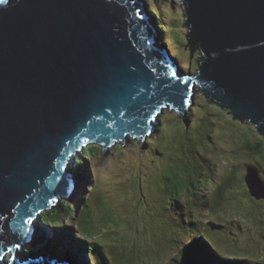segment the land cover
<instances>
[{
    "label": "water",
    "instance_id": "1",
    "mask_svg": "<svg viewBox=\"0 0 264 264\" xmlns=\"http://www.w3.org/2000/svg\"><path fill=\"white\" fill-rule=\"evenodd\" d=\"M181 1L197 72L155 41L143 0L0 3V264H68L50 243L26 262L9 249L22 250L25 221L67 192L79 146L146 134L164 102L184 119L190 85L264 136V0ZM248 171L264 199L258 169Z\"/></svg>",
    "mask_w": 264,
    "mask_h": 264
},
{
    "label": "rangeland",
    "instance_id": "2",
    "mask_svg": "<svg viewBox=\"0 0 264 264\" xmlns=\"http://www.w3.org/2000/svg\"><path fill=\"white\" fill-rule=\"evenodd\" d=\"M145 2L157 11V24L173 26L172 31L160 29V45L170 48L183 70L194 72L201 54L194 50L191 57L189 29L183 26L187 17L184 3ZM173 34L181 42L163 41L167 36L174 38ZM200 90L197 87L185 122L183 117L175 118L178 114L174 111L166 110L160 115L158 130L147 141L128 139L125 145L95 149L94 154L90 142L83 145L89 147V178L78 179L82 186L71 202L73 209L83 198L88 197L90 204L81 205V216L75 214L69 219L79 221L81 230L76 225L56 229L38 222L39 236L34 235L29 244L41 247L50 241L59 249L60 257L73 264H170L182 258L181 251L190 244L184 240H194L197 233L207 237L212 232L211 242L221 257L260 259L264 255V200L250 194L246 177L248 164H256L264 181V159L250 158L240 147L244 139L240 132L247 130L245 136L251 138L255 126L233 119L227 109L206 96L201 98ZM234 170L239 180L228 189L225 204H221L215 199L216 191ZM168 177L173 183L182 178L185 184L172 206ZM42 237L47 242L43 243ZM55 237L62 243L58 244ZM246 264L253 263L247 260Z\"/></svg>",
    "mask_w": 264,
    "mask_h": 264
},
{
    "label": "trees",
    "instance_id": "3",
    "mask_svg": "<svg viewBox=\"0 0 264 264\" xmlns=\"http://www.w3.org/2000/svg\"><path fill=\"white\" fill-rule=\"evenodd\" d=\"M150 11L153 15L157 16V11L155 10V8H150ZM158 15H161V14H158ZM158 26H159V29H163V27H164L165 30H167V31H172L171 29H173V26H170L169 23H165V24L159 23ZM174 39L176 41L181 42V40L178 39V37L175 35H174V38L167 36L163 41L165 43H167V42H172V40H174ZM198 68H199V65L195 68L194 72H197ZM203 96H206V95L202 92L201 98H203ZM226 113L229 114V111ZM174 116H175V118L179 117L177 115H174ZM230 117H232V116L230 115ZM232 118L234 119V117H232ZM186 119H182V120L185 122ZM190 120L191 119L189 118L188 121H190ZM240 122L244 123L242 121H240ZM237 128L239 131L242 130V128H240V127H237ZM249 128H251V127L249 126ZM251 130H253V128H251ZM247 132H248L247 130H242L240 132L244 138L243 143L241 144V142H240L241 149L242 150L244 149L246 151V153L248 154V157L251 158L254 156L253 158L258 157V158L263 160L264 159V139H262V137H264V136H262L257 131L256 127H254V130H253L254 134H252L253 136L251 135L252 136L251 138H249L250 136L249 137L245 136L247 134ZM178 135L179 134L176 132L175 138H178ZM95 149L100 150L101 147H99L97 145L90 146V150L92 151V154H94L93 152H95ZM87 150H88V148H86L85 151L82 153V158L77 157L76 158L77 160L75 161V164H76L75 178L80 179V182H81L82 178L84 180H85V178H87V179L89 178L90 172L88 170L87 158L90 155L87 153ZM200 157L203 158V156H200ZM203 161H204V163L207 164L206 160L203 159ZM253 165H256V164H253ZM235 167H239V166L236 164ZM236 173H238V171L234 170L233 173L230 176L226 177L224 179V181L218 186V189L216 191V196H215V199L217 202H219L221 204H223V203L225 204L228 189L234 185L236 180H239L238 179L239 176H236ZM168 179L169 180L167 181L168 182L167 183L168 184L167 191H168V195H169L168 197H170V199H171L170 204L172 206L174 203H176V201L178 199V198H175V196L179 195V193L182 189H185V184H184L182 178L179 179L176 183H173L172 178L168 177ZM200 180H203V179H200ZM80 182H79V186H78L79 189L82 186L80 184ZM88 199H89L88 197L81 199L80 202L77 204L76 208L74 207L75 209H73V202H71L69 200L61 201L60 204L54 210L46 211L45 214L42 215V218H40L37 222H39V223L42 222L48 226H49V224H51L50 227H53L56 229L63 228V227H68V228L71 227V229H72L74 227V225H76L78 230H81V228L79 226V224H80L79 221L75 222L74 221L75 218L73 221H71L69 219L72 216L75 217V214H76V212H78L79 207H81V205H83V208L87 206V203H89ZM262 200H264V199H262ZM58 213H59V216L57 217L56 214H58ZM81 215H82V210L80 211V216ZM261 223L264 224L263 222H261ZM212 225L219 227L220 224H212ZM220 227H221V225H220ZM65 233L67 234V232H65ZM210 234L212 236V232ZM210 234H207L208 236L206 237L204 234L197 233V236L194 238V240H191V239L187 240L188 242H190V244L188 246L184 247V249L181 251L182 258H180V260L177 261L178 264H217V261L219 262L218 264H246L247 260L252 262L253 264H264V255L258 260H253V259H247L246 260L243 258H223V257H221V253L214 247V244L211 242L212 239L209 236ZM55 238H56V241L58 242V244L62 243L60 239H58L57 237H55ZM49 243H50V241H49ZM42 248H43V246L37 248V246L32 247L31 245H28L25 248V256L29 255L32 252L33 253H41ZM43 249H46V247H44ZM199 253H201V254L199 255ZM212 256H214L213 260L210 259V257H212ZM208 259L210 260V262H208ZM177 262L176 263H170V264H177Z\"/></svg>",
    "mask_w": 264,
    "mask_h": 264
},
{
    "label": "clouds",
    "instance_id": "4",
    "mask_svg": "<svg viewBox=\"0 0 264 264\" xmlns=\"http://www.w3.org/2000/svg\"><path fill=\"white\" fill-rule=\"evenodd\" d=\"M186 116H187V111H185V118L184 119H186ZM147 141V140H146ZM119 144H121V143H119ZM93 145H97V146H99V147H101L102 149H104V145L103 144H101V143H93L91 146H93ZM90 147V146H89ZM88 147V148H89ZM117 147V146H116ZM86 149V148H85ZM82 150H84V149H82ZM85 151V150H84ZM81 153V152H80ZM80 153H79V155H77L76 156V158L77 157H79L80 156ZM78 154V153H77ZM76 161V160H75ZM248 166L250 167V166H254V167H256V168H258L256 165H252V164H248ZM259 171V170H258ZM260 174V173H259ZM261 177V176H260ZM262 178V177H261ZM263 179V178H262ZM74 182H75V189H76V191H75V194L77 193V190L79 189V180L78 179H76L75 178V168H74V174H73V179H72ZM76 183H77V185H76ZM249 192H250V188H249ZM250 194H251V192H250ZM252 195V194H251ZM253 196V195H252ZM254 198H256L255 196H253ZM72 199H70L69 201H71ZM259 200H262V199H259ZM57 207V206H56ZM56 207H54V209L56 208ZM80 208V207H79ZM54 209H51V210H54ZM47 211H49V210H47ZM81 211V210H80ZM80 211L78 210V212H76V214L77 215H79L80 214ZM43 212V211H42ZM42 212H40V217H42V215H44V214H41ZM46 212V211H45ZM39 220V219H38ZM38 223V222H37ZM44 224V223H43ZM77 230H78V228H77ZM79 231V230H78ZM184 241H186L187 242V240H184ZM28 245H31V244H29V242L27 243V242H24V244L22 243L21 244V246H22V250H20L19 248H17V250H16V252H15V256H17L18 258H19V262H23V261H25L26 262V260H27V258H28V255H26L27 257L26 258H24L25 257V248L28 246ZM32 246V245H31ZM33 247V246H32ZM35 247V246H34ZM39 246H37V248H38ZM178 249H179V247H178ZM23 253V258H20V256H19V254L18 253ZM39 255H40V253H38ZM109 264H112V263H109Z\"/></svg>",
    "mask_w": 264,
    "mask_h": 264
},
{
    "label": "bare ground",
    "instance_id": "5",
    "mask_svg": "<svg viewBox=\"0 0 264 264\" xmlns=\"http://www.w3.org/2000/svg\"><path fill=\"white\" fill-rule=\"evenodd\" d=\"M142 3V2H141ZM142 7H143V9H144V11H145V13H146V16L148 17V19H155L154 18V16L155 15H153L152 13H151V11H150V8H149V5H147L146 4V2H145V0H143V3H142ZM155 28H157L158 29V32L160 33V29H159V26H158V24H155ZM156 39V42L160 45V43H159V39L156 37L155 38ZM162 46V45H161ZM164 47H166V46H164ZM170 49V48H169ZM154 132H156V131H154ZM153 132V133H154ZM152 133V134H153ZM77 160V159H76ZM64 228V227H63ZM37 230H39V229H37ZM37 230H35V232H33L32 234H34V235H36V237H38L39 236V234H36L38 231ZM50 232H52V231H50ZM49 233V232H48ZM33 235V236H34ZM66 235V234H65ZM43 238V241H46L47 242V240L44 238V237H42ZM203 244V243H202ZM62 248H63V246H61ZM57 260H59L60 262H62V263H64V262H66V263H68V264H73V262L74 261H70V259H63L62 257H60V259H57ZM75 262H77L76 261V259H75ZM84 262V261H83ZM86 262V261H85ZM88 262V261H87ZM76 264V263H75Z\"/></svg>",
    "mask_w": 264,
    "mask_h": 264
},
{
    "label": "snow or ice",
    "instance_id": "6",
    "mask_svg": "<svg viewBox=\"0 0 264 264\" xmlns=\"http://www.w3.org/2000/svg\"><path fill=\"white\" fill-rule=\"evenodd\" d=\"M5 2V0H0V3H4ZM176 2L178 3V2H180V0H176ZM173 75H175V73H173ZM215 107V106H214ZM217 110H219V109H217ZM262 139H264V137H262ZM65 168H66V165H65ZM57 176L59 175L58 173L56 174ZM25 223L26 224H33V219H28L27 221H25ZM14 247L15 248H20V244H16V245H14ZM12 249H9V251H11ZM0 259H3V257H0Z\"/></svg>",
    "mask_w": 264,
    "mask_h": 264
}]
</instances>
